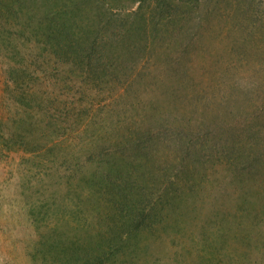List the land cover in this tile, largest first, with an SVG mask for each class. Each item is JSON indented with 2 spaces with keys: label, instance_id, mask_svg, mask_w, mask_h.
I'll use <instances>...</instances> for the list:
<instances>
[{
  "label": "rangeland",
  "instance_id": "374dc122",
  "mask_svg": "<svg viewBox=\"0 0 264 264\" xmlns=\"http://www.w3.org/2000/svg\"><path fill=\"white\" fill-rule=\"evenodd\" d=\"M55 1L81 9V16L99 27L109 21L113 34L127 35L128 47H134L128 55L123 46L113 47L115 68L109 70L116 77L97 82L92 93L98 97L83 96L86 83L91 85L88 76L66 65L70 61H57L44 44L47 3L0 0V264H58L36 247L39 236L64 232L60 238L66 245L77 238L71 227L77 225L78 234L81 225L102 230L100 217L117 213L112 201L119 197L105 195L104 189L106 172L116 167L98 164L94 146L110 144L103 138L108 131L122 134L118 117L137 118L143 129L151 124L155 137L148 157L161 164L172 144L163 130L173 129V118L179 124L189 120L195 129L214 116L225 131L247 126L253 117L264 121V0ZM128 82V97H117ZM136 100L147 105L129 110ZM156 102L160 114L151 111ZM99 108L111 117L96 118ZM14 134L32 143L17 147L10 141ZM196 166L201 171V178L192 176L197 191L181 195L175 210L157 207L161 176L148 181L127 174L119 182L141 202L137 210L157 205L158 218L155 222L149 209L139 213L142 227L123 247L118 244L108 264H200L204 245L221 246L230 264H264L263 205L254 200L241 223L225 228L220 238L219 218L242 206L243 182L232 181L219 165ZM54 250L62 256L63 247Z\"/></svg>",
  "mask_w": 264,
  "mask_h": 264
},
{
  "label": "trees",
  "instance_id": "16d2710c",
  "mask_svg": "<svg viewBox=\"0 0 264 264\" xmlns=\"http://www.w3.org/2000/svg\"><path fill=\"white\" fill-rule=\"evenodd\" d=\"M44 1L47 3L48 8L43 16L45 20L42 25L44 29L42 35L45 38L44 44L48 49H51L57 61L62 63L70 61L66 65H69V67L75 65L85 76H88V81H91V88L86 83L87 86L84 87L87 88L88 92L82 93L83 96L98 97L92 93L96 91L93 89H99L97 82L109 83V80L112 81L116 77L115 72L109 70V67L115 66L111 64V56L115 52L112 48L114 47L116 50V48L123 46L124 54L128 55L134 44L128 47L127 35H122L123 37L115 36L109 21L101 22L98 20L101 22L99 27V23H90L87 17L81 16L83 14L81 9L76 11L71 8L68 9L65 5L60 7L55 0ZM153 13L154 11L151 12V14ZM76 16L77 21L75 20ZM84 19L87 21L84 22ZM107 54L108 58H106ZM109 61L111 65L108 64ZM131 81L134 82V78ZM128 88H132L131 82H128L122 88L117 97L127 98ZM159 90L157 88L155 92ZM20 103L27 105L24 101H20ZM158 103L156 102L150 106H153L151 111L160 114L161 107ZM143 105L147 104L140 102V100L133 101L129 105V110ZM101 109L104 112L102 114L98 113ZM86 114L88 113L86 112ZM66 115L69 116V110H67ZM77 115H80V113H77ZM95 117L108 120L111 116L107 115L105 108H99L98 111L95 110ZM49 118V120L53 119L52 116ZM173 119L174 121L171 122L173 129L163 130L164 136L172 144L166 146V152L164 151L166 158L161 164L148 157V151L153 147L155 137V135L150 134L152 129L149 128V125L151 124L148 123L143 129L142 126H139L137 118L135 121L131 116L128 118L125 114L124 117H118L116 121L121 123L122 134L117 131L114 133L108 131L106 135H103V138H106L110 144L106 147L102 145L94 146L96 148L94 155L98 164H111L116 167L114 170L109 169L106 172L108 180L106 179L107 184L104 189H106L105 195L119 197L118 200L113 199L112 201L118 208L117 213L108 219L104 216L100 217L105 222L103 229L99 227L102 230L92 232L81 225V232L78 234V226L71 227L70 230L77 229V238L69 241V244L66 245L61 242L60 238L64 235V232H60V234L53 232L47 238L42 233L43 235L39 236L37 240L40 245L36 247L42 248L44 254H48L53 260L58 259V264L112 263L118 246L123 247L122 244L130 239L131 234L142 227L145 219L141 220L139 213L142 214L148 209L153 212L154 207L157 206L151 203L144 206L142 210H137L136 207L141 202L134 199L135 194L128 193L126 186L121 187L119 184L127 174L148 181L155 178L159 180V176H161L162 187L160 192L157 193V207L173 208V210L178 207L177 200L181 195H186L188 190H192L194 193L197 191L192 176L195 174L201 178V171L196 165L202 167L209 164L211 170L212 166L219 165L233 178L232 181L236 179L238 184L242 180L244 185H240L243 190L242 206H239V209L235 212L225 214V217L219 218L224 225L220 229V238L225 236V228H232L235 222L236 226L241 223L240 219L249 214L245 213V209L254 206V200L258 204L261 203L263 205L261 209H264V138H262L264 136V121H258L256 117H253L247 126L240 128L230 126L225 131L221 126L219 127V123L214 116L208 117L202 123H196L195 129L189 126V120L184 124H179L178 119ZM49 125L51 126L50 122ZM186 125L189 131L184 130ZM14 136H16V139L10 141H13V144L17 147H25L26 144L30 145L29 143H32L29 140H24L22 134H14ZM85 139H87V136ZM192 141H197V143L194 144ZM112 176L113 180L110 179ZM202 182L200 179L199 187ZM153 215L156 222L158 213L154 211ZM147 225L151 227L153 224L149 223ZM122 228L123 230H121ZM236 231L241 234V229ZM220 238H217L218 243ZM54 246L63 247L62 256L52 252V250L55 251ZM220 250L221 246L218 248L214 245L210 247L204 245L198 255V258L201 259L200 264H230L232 260H228L227 256L222 254ZM233 258L243 259L240 256H236V258L232 256Z\"/></svg>",
  "mask_w": 264,
  "mask_h": 264
}]
</instances>
